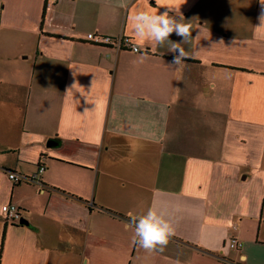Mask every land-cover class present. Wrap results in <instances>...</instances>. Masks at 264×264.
<instances>
[{"label": "crops", "instance_id": "obj_1", "mask_svg": "<svg viewBox=\"0 0 264 264\" xmlns=\"http://www.w3.org/2000/svg\"><path fill=\"white\" fill-rule=\"evenodd\" d=\"M164 6L191 24L180 68L130 19ZM259 13V0H0V264H264ZM39 165L35 182L8 178ZM149 208L175 229L162 251L125 229Z\"/></svg>", "mask_w": 264, "mask_h": 264}, {"label": "clouds", "instance_id": "obj_2", "mask_svg": "<svg viewBox=\"0 0 264 264\" xmlns=\"http://www.w3.org/2000/svg\"><path fill=\"white\" fill-rule=\"evenodd\" d=\"M260 13L257 17L259 25L257 28H264V0H259ZM166 10L158 13H150L147 9H138L130 17L136 36L147 40L157 46L166 42L171 46L170 52L174 53L172 64L177 68L183 66L188 53L182 45L193 40L191 24L183 23V16L177 18L170 16L171 8L164 6ZM175 34L182 38L181 42H173L169 37ZM198 36L195 37L197 39ZM223 42V41H221ZM126 230L133 231V243L139 245L146 251H162L175 235L173 225L165 219L158 211L149 208L140 216L131 215L125 224ZM241 264H246V256H241Z\"/></svg>", "mask_w": 264, "mask_h": 264}, {"label": "built area", "instance_id": "obj_3", "mask_svg": "<svg viewBox=\"0 0 264 264\" xmlns=\"http://www.w3.org/2000/svg\"><path fill=\"white\" fill-rule=\"evenodd\" d=\"M86 39L89 41L96 43V44H107L112 45L117 49H121L122 47H130L132 51L138 52L139 48L136 44H132L130 42L129 37H110L105 35H97L93 33H88L86 35ZM44 169L43 165H39L36 172L33 173V175L29 177H24L17 175V173L13 171H9L8 178L13 183H20V182H32L38 180V174L41 173ZM1 212L5 215L6 218L13 219L18 215V208L13 203H6L1 206ZM228 245L232 249H237L241 245L240 242H238L235 238H230L228 241Z\"/></svg>", "mask_w": 264, "mask_h": 264}, {"label": "trees", "instance_id": "obj_4", "mask_svg": "<svg viewBox=\"0 0 264 264\" xmlns=\"http://www.w3.org/2000/svg\"><path fill=\"white\" fill-rule=\"evenodd\" d=\"M44 14H45V8L43 7V10H42V17H41V24H42L43 19H44Z\"/></svg>", "mask_w": 264, "mask_h": 264}]
</instances>
